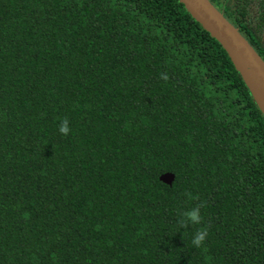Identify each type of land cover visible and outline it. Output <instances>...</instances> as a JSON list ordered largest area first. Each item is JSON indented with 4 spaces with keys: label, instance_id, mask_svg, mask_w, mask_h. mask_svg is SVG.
<instances>
[{
    "label": "trees",
    "instance_id": "16d2710c",
    "mask_svg": "<svg viewBox=\"0 0 264 264\" xmlns=\"http://www.w3.org/2000/svg\"><path fill=\"white\" fill-rule=\"evenodd\" d=\"M0 264H264V116L178 0H0Z\"/></svg>",
    "mask_w": 264,
    "mask_h": 264
},
{
    "label": "water",
    "instance_id": "95a60500",
    "mask_svg": "<svg viewBox=\"0 0 264 264\" xmlns=\"http://www.w3.org/2000/svg\"><path fill=\"white\" fill-rule=\"evenodd\" d=\"M178 2L221 45L264 116V61L261 57L209 0H178ZM159 180L171 185L174 175L165 173L159 177Z\"/></svg>",
    "mask_w": 264,
    "mask_h": 264
},
{
    "label": "clouds",
    "instance_id": "9594fccd",
    "mask_svg": "<svg viewBox=\"0 0 264 264\" xmlns=\"http://www.w3.org/2000/svg\"><path fill=\"white\" fill-rule=\"evenodd\" d=\"M59 131L62 135L67 136L71 132V128L69 126V121L65 117L60 122ZM186 195L192 200H198V197L192 196L191 193H186ZM205 207L203 202L199 204H195L190 209L179 214V218L177 220V225L181 229H188L191 226L201 225L203 223V217L201 215V209ZM209 235V230L206 227L198 228L192 238V245L196 248H202L205 244V241Z\"/></svg>",
    "mask_w": 264,
    "mask_h": 264
}]
</instances>
